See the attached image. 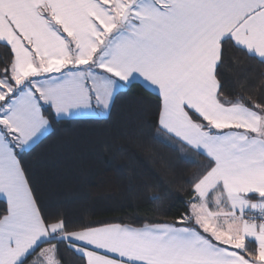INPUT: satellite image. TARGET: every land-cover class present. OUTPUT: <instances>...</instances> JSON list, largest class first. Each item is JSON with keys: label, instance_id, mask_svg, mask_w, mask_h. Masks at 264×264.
I'll return each instance as SVG.
<instances>
[{"label": "snow or ice", "instance_id": "snow-or-ice-1", "mask_svg": "<svg viewBox=\"0 0 264 264\" xmlns=\"http://www.w3.org/2000/svg\"><path fill=\"white\" fill-rule=\"evenodd\" d=\"M0 47V264H62V250L80 264H264V103L224 99L222 83L230 49L264 65V0H0ZM139 86L158 94L173 150L207 158L183 213L140 226L46 213L26 157Z\"/></svg>", "mask_w": 264, "mask_h": 264}, {"label": "trees", "instance_id": "trees-1", "mask_svg": "<svg viewBox=\"0 0 264 264\" xmlns=\"http://www.w3.org/2000/svg\"><path fill=\"white\" fill-rule=\"evenodd\" d=\"M5 57L0 47V64ZM223 75L224 99L264 103V65L230 49ZM159 102L152 90L134 87L121 91L107 117L54 125V133L26 157L46 213L63 214L76 226L175 222L191 197L188 182L207 158L173 150L179 146L158 132ZM62 255V264H80L72 251Z\"/></svg>", "mask_w": 264, "mask_h": 264}, {"label": "rangeland", "instance_id": "rangeland-1", "mask_svg": "<svg viewBox=\"0 0 264 264\" xmlns=\"http://www.w3.org/2000/svg\"><path fill=\"white\" fill-rule=\"evenodd\" d=\"M109 114L107 112L103 113L102 115H96L95 113L90 114V115H84L76 118H103L107 117Z\"/></svg>", "mask_w": 264, "mask_h": 264}, {"label": "crops", "instance_id": "crops-1", "mask_svg": "<svg viewBox=\"0 0 264 264\" xmlns=\"http://www.w3.org/2000/svg\"><path fill=\"white\" fill-rule=\"evenodd\" d=\"M150 89V88H149ZM150 90H152V89H150ZM153 92H155L154 90H152ZM156 93V92H155ZM157 94V93H156Z\"/></svg>", "mask_w": 264, "mask_h": 264}]
</instances>
